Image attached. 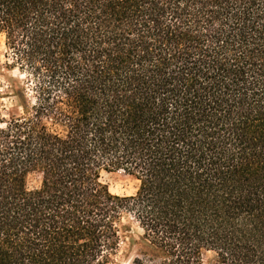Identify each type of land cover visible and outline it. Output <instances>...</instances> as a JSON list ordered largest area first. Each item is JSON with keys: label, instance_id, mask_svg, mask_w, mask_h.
Returning <instances> with one entry per match:
<instances>
[{"label": "trees", "instance_id": "16d2710c", "mask_svg": "<svg viewBox=\"0 0 264 264\" xmlns=\"http://www.w3.org/2000/svg\"><path fill=\"white\" fill-rule=\"evenodd\" d=\"M0 37V264H109L132 225L145 264H264V0H0Z\"/></svg>", "mask_w": 264, "mask_h": 264}, {"label": "rangeland", "instance_id": "374dc122", "mask_svg": "<svg viewBox=\"0 0 264 264\" xmlns=\"http://www.w3.org/2000/svg\"><path fill=\"white\" fill-rule=\"evenodd\" d=\"M3 39L0 37V108L3 115L8 116L19 112V104L16 99V90L23 86V76L17 70H9L5 67V58L3 56ZM40 175L36 172L28 176V187L30 189L38 186ZM101 181L105 184L111 194L117 196H130L137 187V181L134 177L119 172H103ZM141 231L132 225V232L121 233L119 248L117 253L111 257L109 264H134L133 260L139 258L146 262L147 247L140 238ZM215 254L205 251L202 254V264H212Z\"/></svg>", "mask_w": 264, "mask_h": 264}]
</instances>
